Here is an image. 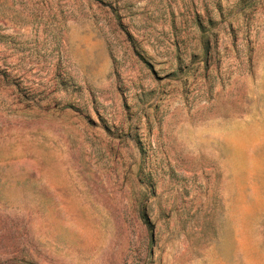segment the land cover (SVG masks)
I'll list each match as a JSON object with an SVG mask.
<instances>
[{
	"label": "rangeland",
	"instance_id": "rangeland-1",
	"mask_svg": "<svg viewBox=\"0 0 264 264\" xmlns=\"http://www.w3.org/2000/svg\"><path fill=\"white\" fill-rule=\"evenodd\" d=\"M0 264H264V0H0Z\"/></svg>",
	"mask_w": 264,
	"mask_h": 264
}]
</instances>
